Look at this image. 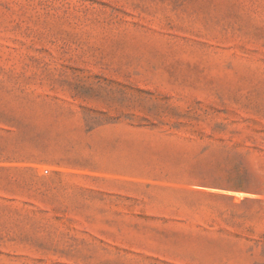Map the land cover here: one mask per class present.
Returning a JSON list of instances; mask_svg holds the SVG:
<instances>
[{"label": "rangeland", "instance_id": "rangeland-1", "mask_svg": "<svg viewBox=\"0 0 264 264\" xmlns=\"http://www.w3.org/2000/svg\"><path fill=\"white\" fill-rule=\"evenodd\" d=\"M253 141L264 0H0V264H264Z\"/></svg>", "mask_w": 264, "mask_h": 264}, {"label": "trees", "instance_id": "trees-1", "mask_svg": "<svg viewBox=\"0 0 264 264\" xmlns=\"http://www.w3.org/2000/svg\"><path fill=\"white\" fill-rule=\"evenodd\" d=\"M253 152L264 153L263 146L253 141L249 145L234 142L230 147L223 148L216 164L219 169L209 184V188L220 192L202 194L230 206L264 204V166L251 168L246 160ZM231 193L244 195L240 203H233L235 197ZM230 215L231 220L240 218L234 213Z\"/></svg>", "mask_w": 264, "mask_h": 264}]
</instances>
